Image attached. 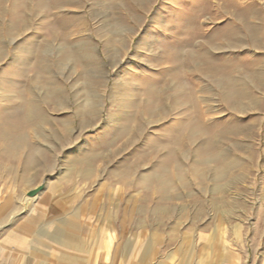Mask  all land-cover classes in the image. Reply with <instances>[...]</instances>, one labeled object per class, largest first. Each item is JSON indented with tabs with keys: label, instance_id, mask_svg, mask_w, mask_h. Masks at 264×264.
I'll list each match as a JSON object with an SVG mask.
<instances>
[{
	"label": "rangeland",
	"instance_id": "374dc122",
	"mask_svg": "<svg viewBox=\"0 0 264 264\" xmlns=\"http://www.w3.org/2000/svg\"><path fill=\"white\" fill-rule=\"evenodd\" d=\"M0 51V127L44 116L0 140L2 216L47 184L37 224L85 248L34 225L21 264H264V0H0Z\"/></svg>",
	"mask_w": 264,
	"mask_h": 264
},
{
	"label": "bare ground",
	"instance_id": "6f19581e",
	"mask_svg": "<svg viewBox=\"0 0 264 264\" xmlns=\"http://www.w3.org/2000/svg\"><path fill=\"white\" fill-rule=\"evenodd\" d=\"M154 33L155 32L151 33L152 37L154 36L153 35ZM149 46L151 47V45H149ZM0 55H1V51H0ZM17 63H18V59L15 60V64H17ZM128 70H129V68L126 69V71H128ZM47 84L49 86H54L53 80L51 78L48 79ZM84 93H85L86 97L80 103V106H81L82 111H83L82 115L84 117H86V119H87V108L89 110L88 111L89 115H93L96 112V103L94 102V100H95L94 98H97V97L90 94L91 99H89L87 101V90ZM45 95H46V96H44L45 102H48V101L53 99L55 105H63L64 104V100H63V96L61 94V91L57 88L50 87L48 92H46ZM37 96H38L37 93H34L33 94L34 99L24 100V101L21 100L20 105H17L16 107L11 108L10 115H8V114L7 115L9 117H11L12 120H16L15 121L16 123L12 124L10 122V123H7L6 125H4L3 127L2 126L0 127V140H5L8 142L7 148L9 150L10 149L15 150L18 148H22L26 145L25 137L20 132V127L18 125H20L22 123L31 122L32 120L37 119V118H40L41 120L44 121V116L41 114V111H40L41 109L39 108V106L37 104ZM118 117H119V114H114V115L108 117V122L116 121L118 119ZM85 122H87V120H85ZM42 123H44V122H42ZM86 147H87V143L84 144L83 146H81L78 150H84ZM43 151H44L43 149H39V150L34 149L33 155L29 161L31 166L43 164V161H44L43 160V155H44ZM204 162H207V161L205 160ZM227 165L231 166L232 164H227ZM234 165H235V163H234ZM226 168L223 167L220 171H218V173H216V175L219 176V174L220 175L223 174L224 171L226 170ZM46 188H47V184H45L43 186L42 191H39V190L36 191V193L33 196H28V193L25 195L26 201H27L26 203H28L29 207H30V208L28 207L29 208V211L27 214L28 217L26 218V221L24 222L25 225H23L27 229L31 228V226H33V225H35V223H37L36 219L38 217L35 216V213L38 211L37 210V201L41 199L42 193ZM34 190H35V188H34ZM28 192H30V191L28 190ZM2 212H4V210L1 211L0 213H2ZM14 214H15V210L13 212H11V215L14 216ZM51 224L52 223L42 222V226H41L40 233H39V236H41V238H42V239L40 238L41 241L44 240V236H45L47 238V240H49V241H54V242H57L59 244H63L66 246L75 245V243L73 241H70V239L68 238V235L63 230L56 228L50 232V230L52 228Z\"/></svg>",
	"mask_w": 264,
	"mask_h": 264
},
{
	"label": "crops",
	"instance_id": "0c3cea01",
	"mask_svg": "<svg viewBox=\"0 0 264 264\" xmlns=\"http://www.w3.org/2000/svg\"><path fill=\"white\" fill-rule=\"evenodd\" d=\"M3 210L4 212L0 213V260L2 259V261H6L11 264H21L20 262L26 259L28 252L35 250L33 248L34 245H32L33 243L27 242L29 228L27 229L23 226L25 225L24 222L26 221V218L22 217L20 219H14V222V220H11L6 216H2V214L7 211L5 208H1L0 212ZM38 220L40 219L37 218L36 222H38ZM35 226L37 228L40 227L37 229L40 233L42 222L39 224L35 223ZM68 238L70 241L75 243V245H69L74 248V252H83L85 250L84 247L81 248L77 246L78 241H76L73 236L68 235Z\"/></svg>",
	"mask_w": 264,
	"mask_h": 264
},
{
	"label": "water",
	"instance_id": "95a60500",
	"mask_svg": "<svg viewBox=\"0 0 264 264\" xmlns=\"http://www.w3.org/2000/svg\"><path fill=\"white\" fill-rule=\"evenodd\" d=\"M36 191L38 190L37 189L31 190L30 192H28V196H33L36 193Z\"/></svg>",
	"mask_w": 264,
	"mask_h": 264
},
{
	"label": "built area",
	"instance_id": "2783aa9c",
	"mask_svg": "<svg viewBox=\"0 0 264 264\" xmlns=\"http://www.w3.org/2000/svg\"><path fill=\"white\" fill-rule=\"evenodd\" d=\"M0 264H6V263H4L3 261L0 260Z\"/></svg>",
	"mask_w": 264,
	"mask_h": 264
}]
</instances>
